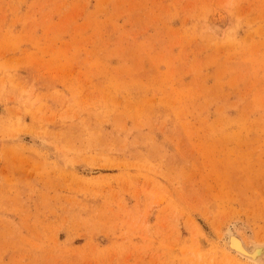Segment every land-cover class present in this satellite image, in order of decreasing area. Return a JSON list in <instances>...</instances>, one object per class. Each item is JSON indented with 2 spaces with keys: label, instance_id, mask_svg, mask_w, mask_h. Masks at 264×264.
<instances>
[{
  "label": "rangeland",
  "instance_id": "1",
  "mask_svg": "<svg viewBox=\"0 0 264 264\" xmlns=\"http://www.w3.org/2000/svg\"><path fill=\"white\" fill-rule=\"evenodd\" d=\"M237 223L264 239V0H0V264H241Z\"/></svg>",
  "mask_w": 264,
  "mask_h": 264
},
{
  "label": "bare ground",
  "instance_id": "2",
  "mask_svg": "<svg viewBox=\"0 0 264 264\" xmlns=\"http://www.w3.org/2000/svg\"><path fill=\"white\" fill-rule=\"evenodd\" d=\"M228 227L221 238L224 253L229 257L227 260L231 258L241 264H264V239H254L252 232L245 225L237 223ZM241 233H244L246 238Z\"/></svg>",
  "mask_w": 264,
  "mask_h": 264
}]
</instances>
